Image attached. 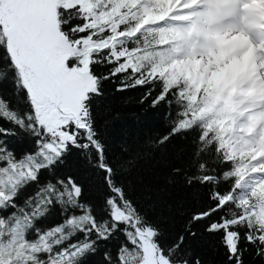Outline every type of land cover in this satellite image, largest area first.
<instances>
[{
  "label": "snow or ice",
  "instance_id": "6c2138e0",
  "mask_svg": "<svg viewBox=\"0 0 264 264\" xmlns=\"http://www.w3.org/2000/svg\"><path fill=\"white\" fill-rule=\"evenodd\" d=\"M237 15L239 24L228 23ZM212 23L222 26L217 47L182 57L187 38ZM256 26L264 29V0H0V84H11V98L0 92V264H85L101 246L104 264H204L187 244L197 229L216 241L222 264H264V126L255 116L239 123L236 104L257 82L264 93ZM236 63L243 70L218 84ZM106 81L121 92L143 89L141 103L150 98L153 108L165 104L168 132L144 151L125 145L112 154L94 112ZM202 99L207 107L198 108ZM198 112L210 115L194 122ZM190 133V164L163 178L166 186L182 177L204 198L164 241L128 178ZM22 143L30 146L18 150ZM73 152L94 197L60 174Z\"/></svg>",
  "mask_w": 264,
  "mask_h": 264
},
{
  "label": "trees",
  "instance_id": "16d2710c",
  "mask_svg": "<svg viewBox=\"0 0 264 264\" xmlns=\"http://www.w3.org/2000/svg\"><path fill=\"white\" fill-rule=\"evenodd\" d=\"M103 71L104 69L97 68L98 74ZM217 83L222 84L221 81ZM116 87V83L106 81L103 95L96 100L94 112L98 129L107 141L110 152L114 155H123L121 149L125 145L134 150L144 151L149 144L168 132L171 127L170 109L163 103L155 108L151 107L150 98L141 103V97L144 96L143 89L121 92L117 91ZM0 92L6 98H11V84L8 82L0 84ZM201 104L207 107L203 99L196 102L198 108ZM238 108L244 111V107ZM209 115L208 112L203 114L198 112L194 122L207 118ZM195 135V133H190L186 137H175L166 149L154 150L141 168L131 173L128 178L132 195L141 209L160 225L164 241L174 238L184 223L185 211L198 206L204 198L195 187L187 186L182 177L168 182L166 186L163 178V173L168 167L173 165L185 167L190 164L196 147ZM29 146L27 143L17 145L18 150ZM60 174L75 176L84 185L87 196L91 198L96 195L95 192L90 191L92 178L89 169L75 152L67 156L61 166ZM139 177H143V184L139 183ZM225 188L226 186L221 185V190ZM58 218L54 211L50 221ZM197 232L195 239L189 238L187 241L192 252L198 255L204 264H222V253L216 247V241L202 229H197ZM117 246L118 241H113L108 245L112 249ZM104 251V246H101L95 255H90L85 259V264H104Z\"/></svg>",
  "mask_w": 264,
  "mask_h": 264
},
{
  "label": "rangeland",
  "instance_id": "374dc122",
  "mask_svg": "<svg viewBox=\"0 0 264 264\" xmlns=\"http://www.w3.org/2000/svg\"><path fill=\"white\" fill-rule=\"evenodd\" d=\"M179 23L184 24L186 22L180 21ZM221 25L212 23L206 27L203 31H197L191 34L187 41L184 43V52L181 56L188 55L190 52H200L206 53L210 52L217 47V41L215 36ZM244 68L243 63L232 64L231 67L225 66V69L220 72L217 77V81H221L222 84L228 83L230 80H233L236 75L241 72ZM220 84V83H219ZM262 89L259 86V82L249 86L245 91L239 93L236 97L237 107H244L245 111L243 112L240 108L239 123L246 124L248 117L255 116V126L261 127L264 126V98H262ZM239 126V125H238ZM259 135V132H254L253 139Z\"/></svg>",
  "mask_w": 264,
  "mask_h": 264
},
{
  "label": "bare ground",
  "instance_id": "6f19581e",
  "mask_svg": "<svg viewBox=\"0 0 264 264\" xmlns=\"http://www.w3.org/2000/svg\"><path fill=\"white\" fill-rule=\"evenodd\" d=\"M239 22H240L239 21V16L237 15L236 18H234L233 20H230L228 23H230V24H239ZM256 27H257V30L251 32V35L253 36V39H256L259 31H264V29H259L258 26H256Z\"/></svg>",
  "mask_w": 264,
  "mask_h": 264
}]
</instances>
